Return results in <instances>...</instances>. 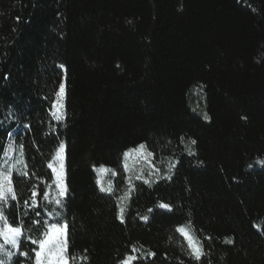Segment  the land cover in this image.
I'll use <instances>...</instances> for the list:
<instances>
[{
  "label": "trees",
  "instance_id": "16d2710c",
  "mask_svg": "<svg viewBox=\"0 0 264 264\" xmlns=\"http://www.w3.org/2000/svg\"><path fill=\"white\" fill-rule=\"evenodd\" d=\"M57 65L61 121L37 93ZM0 109V165L21 152L0 199L20 229L8 264H42L62 226L67 264H264V0H19L0 18ZM61 144L65 196L48 167ZM140 146L152 183L128 181Z\"/></svg>",
  "mask_w": 264,
  "mask_h": 264
},
{
  "label": "rangeland",
  "instance_id": "374dc122",
  "mask_svg": "<svg viewBox=\"0 0 264 264\" xmlns=\"http://www.w3.org/2000/svg\"><path fill=\"white\" fill-rule=\"evenodd\" d=\"M19 0H3L0 10L1 19L15 18ZM31 44L45 50L48 42V33L33 28L30 37ZM37 93L51 106V114L56 121L64 117L65 72L62 66L46 68L39 77ZM1 110V109H0ZM15 117L16 113L10 114ZM21 152L12 143L6 147L3 161L0 165V199L13 198L11 169ZM124 166L128 181L141 180L152 183L160 177V169L156 166L152 154L143 146L127 152L124 155ZM60 195L65 196V155L64 145L61 144L53 159L48 165ZM108 173L99 172V182L103 188L107 187ZM190 250L198 254V246L183 230H180ZM20 238V229L11 228L0 221V264H8L17 253ZM38 259L42 264H67L66 227L53 229L38 250Z\"/></svg>",
  "mask_w": 264,
  "mask_h": 264
}]
</instances>
